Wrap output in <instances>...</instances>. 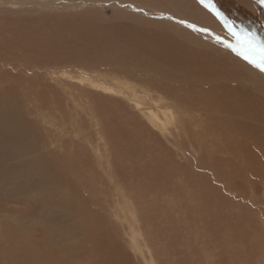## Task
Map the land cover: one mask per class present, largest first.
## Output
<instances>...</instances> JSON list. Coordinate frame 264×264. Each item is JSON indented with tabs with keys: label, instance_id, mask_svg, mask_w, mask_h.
Instances as JSON below:
<instances>
[{
	"label": "rangeland",
	"instance_id": "rangeland-1",
	"mask_svg": "<svg viewBox=\"0 0 264 264\" xmlns=\"http://www.w3.org/2000/svg\"><path fill=\"white\" fill-rule=\"evenodd\" d=\"M25 1L0 0V94L20 115L33 148L0 165V175L5 170L18 177L28 173L20 182H6L17 197L0 194V258L22 248L23 258L29 250L41 249L36 264H264V109L257 119H246L261 144L241 142L235 135L231 149L214 156L213 167L200 163L210 157V145L203 144H211V138L222 143L228 132L220 133L221 142L210 133L197 135L203 124H214L211 113L183 105L188 135L174 124L158 129L148 117L155 112L149 105L158 104L148 96L158 100L160 87L165 92L164 87L176 84L157 61L165 59L160 51L168 45L183 54L178 43L190 39L181 30L192 29L154 15L149 6L141 7L146 14L113 0H85L89 2L83 5L76 0ZM210 1L233 25H250L244 16L249 6ZM251 14L249 28L263 41L254 23L259 18ZM91 30L97 31L96 39L88 36ZM112 31L120 38L99 39ZM228 37L235 45L236 37ZM118 40L126 49L120 58L113 52ZM196 79L179 86L201 92L206 87ZM237 83L232 82L244 84ZM245 84L264 100L254 81ZM169 98L178 110L177 97ZM219 116L232 118L230 113ZM240 146L260 152L247 155L251 166L256 158L249 171L238 158L245 151L233 153ZM254 166L261 167L259 172ZM225 171L233 177L232 185L221 179ZM53 173L55 184L49 179ZM90 226L94 237L87 231Z\"/></svg>",
	"mask_w": 264,
	"mask_h": 264
},
{
	"label": "bare ground",
	"instance_id": "bare-ground-1",
	"mask_svg": "<svg viewBox=\"0 0 264 264\" xmlns=\"http://www.w3.org/2000/svg\"><path fill=\"white\" fill-rule=\"evenodd\" d=\"M43 1H45V0H43ZM113 1H117L114 3L119 4V5L121 4L120 6H123L126 9L136 8V9H138V10H140L146 14H147L146 9H144V8L142 9L141 7L149 6L152 8V10H154V11H152L154 15L160 14L159 16H162L164 18L170 19L171 21L178 22L180 24L189 26L188 28L195 30V31H192V30L187 31L185 29L181 30V31H185L183 33H185L186 34L185 36H187V38L190 39L187 42H179L178 43V46L181 47L180 50L184 48L183 50H181L183 52V54H179L178 52H174L175 49L172 47L167 48L168 45H164V47H163L164 51L163 50L160 51L157 48L163 55H165L164 60H157V61H159L165 68H168V70L171 74L170 82L176 83V84H171L173 88L172 87H164L165 92L161 89L162 87L159 88V86L157 84L155 87L158 86L157 88H159L161 90L160 91L161 93H159L158 100L155 99L156 97L154 98L152 96H150V97L148 96V99L154 101L155 103H158L155 106L147 104V105H149V107H148L149 109L155 110V112L151 111L150 115L147 114V115H149L148 117L150 118V120L152 121L154 126H156L158 129H164V128L166 129V127L168 125L174 124L177 129L180 127L182 128V130L185 129L187 124H189V121L187 122V118L184 117L181 113L180 109H182L183 105L186 106L187 108H190V109H192V107H193L191 105H194L195 107L197 106V109H199L200 107H203L202 109L206 110L207 113H211L212 116L211 117L209 116V117L212 118V120L209 118V121L211 120V122H213L214 124H212L211 128L208 127L209 125L211 126L210 123L209 124L207 123L208 124L207 127L203 124L202 125L203 131L201 129V131L199 133H197V135L199 134V136L201 137L202 134L205 135V134L210 133V134H212V136H215V137L217 136V138H218L217 141H219V139L223 135V134L222 135L220 134L222 132H228L227 134L225 133V136L226 135L229 136L233 133V135H232L233 137L227 136L229 138V142L226 141V140H228L227 137L224 140L222 139V141L226 142V143H223V142L222 143H218V142L216 143L213 141V138H211V144L210 143L209 144L207 143V145H206V143L203 144V147H204V145L206 147H208V145H210L209 146L210 150L208 152L212 153V154L207 153V155H209L210 157H204L201 159L200 163L203 164L204 167H206V166L213 167L212 165L214 164V161H215V159H213L214 156H216V154H219V153H220V155L224 154V150H225V152H228L231 149V147H232L231 142L233 140H236L234 138L235 135L238 138H240L241 142H244V141L248 142V140H251L255 144L257 142H258V144L260 142H262V141L258 140L259 138H257L258 136H257V134H255L256 128L253 125L248 124L246 122V119L251 122L254 120V118H256V119L258 118L259 112L261 111V109H264V100L259 99L258 95L256 96V94H252L253 89L249 90V88L246 86L245 82H246V80L254 81V84L256 87H253V88L260 90V91H263V93H264V74L257 72V70H254L255 68L253 66H251V64L243 62L244 60L241 61L242 62L241 63L239 58L235 57L231 53L230 54L228 53V51L226 50L227 47H229V45H233L229 40L230 38L228 37V36H231V31L224 24L223 20L220 17H218L215 14V12L212 11V9L210 7L205 6V4L211 2L210 0H205V3H203V4L201 3V0H184L183 4L180 3L179 0H165V1H163V0H113ZM151 1H153V2H151ZM28 2L35 3V0L25 1L23 3L25 4ZM76 2H77V4H82V3H88L89 1L87 2L85 0H82V2L81 1L78 2V0H76ZM98 2H100V1L95 0V3H98ZM230 2L236 3V4L241 3V4H245V5L249 6L251 9H249L245 12V15H244L245 20H248V23L250 25L253 24V21H252L253 16H252L251 12H254L257 15V17L259 18V19L257 18L259 20V22L257 21L258 23L254 22L255 25L256 24L259 25L256 27V29L260 31V35H264V17H263L264 16V0H233ZM40 3L43 4L42 2H38V4H40ZM90 3H92V2L90 1ZM99 4H102V3H99ZM186 7H190V8L187 9ZM74 8H76V6ZM165 11H167L168 13L163 14V12H165ZM219 12L221 13L220 10H219ZM169 13H171V14H169ZM223 17H225L224 14H223ZM233 26H234L236 32L239 33L242 38H243L244 32H247L248 34L251 33V35L255 34L257 37L256 38L257 40H259L258 39L259 37L261 38V36H259L257 34L259 32H253V34H252V31H254L255 29L251 31L248 25H247V28L245 27L246 25H242L241 23H236ZM202 29H206V31L202 30ZM224 30H226L228 32H226ZM106 34H105V36L102 34L103 35L102 37L99 35V39H114L116 37L120 38V36H119L120 34L116 31H112L111 33L109 32ZM90 35H93V38L96 39L97 31L91 30L90 34L88 36H90ZM85 39H86V37H85ZM118 43H119V40L115 43L116 47L114 48L113 52L115 53L114 54L115 57L120 58L119 55L123 54V52H125L126 49H123L122 46H118ZM130 46H131L130 48L133 47L132 45H130ZM83 48H85V47L83 46ZM87 48H89V47H87ZM150 49L154 53H156V51H157L155 47H151ZM233 52L235 53V51H233ZM82 54L83 53L81 52V55ZM129 54L130 53H128L127 55L129 56ZM173 57H176V58L173 59ZM240 59H242V58H240ZM230 62L233 63L234 65H236L237 70L234 68L235 66L233 67V64L232 65L230 64ZM229 64H230V66H229ZM141 71H143V70H141ZM228 71H229V73H228ZM262 72H264V71H262ZM192 76H195L197 78L196 79L197 82L202 83L201 85H205L206 88L204 87L205 88L204 90H200L201 92H197L193 88L186 90L185 86L180 88L181 85H186V84L191 85L192 82L190 80H191ZM242 78H244L245 80H243ZM236 81L238 83H241V84L243 82L244 84L243 85L240 84L241 86L237 87L236 85L232 84V82H236ZM89 82L91 83V80H89ZM229 82H231V84L233 86H229V85H231V84H229ZM179 84H180V86H179ZM207 85H209V86L207 87ZM98 86H101V85H98ZM98 86H96V87H98ZM126 87H128V86H126ZM100 88H102V87H100ZM107 88H106V90L110 89V88L109 89H107ZM169 97H171L172 99H173V97H177V99L180 103V104H176L179 108L178 110H175L173 108L175 105L173 104V102L170 100ZM134 99H136V98H134ZM167 99H168V101H164ZM4 100L5 99L0 94V165L1 166L10 160L14 161L15 159H18L20 157H23V156L28 155V154L33 152V148L30 145L31 144L30 140L26 134L27 130H28L26 125L23 124L24 122L23 123L20 122V120L18 118V117H20V115L15 113V111H13V110L11 111L10 105L8 103H6V101H4ZM137 103H139V102H137ZM193 109H196V108L193 107ZM208 111H210V112H208ZM221 112L224 114L230 113L232 115V118L219 116ZM204 120H206V119H204ZM218 125L221 127H218ZM213 126H214V128H213ZM198 127H199V129L201 128L199 126V124H198ZM215 127H217V128L215 129ZM178 130H181V129H178ZM186 130H188V129H186ZM209 130L211 132H209ZM183 131L186 132V135H188L187 131H185V130H183ZM213 132H214V134H213ZM180 133H182V132H180ZM188 137L190 138L191 136H188ZM208 137H210V136H208ZM204 138H206V137H204ZM206 139H204V140L206 141ZM261 140H262V138H261ZM205 141H202V143H204ZM208 141H206V142H208ZM219 142H221V141H219ZM258 144H256V145H258ZM246 145L247 144H245V146ZM245 146L244 147L240 146L238 148H235L233 150V153L238 155L239 153H243L245 151V156L238 155V158H240L242 161L245 162L244 163L245 168L250 169L253 166V164L255 163V160H254V159H256L255 157L258 154H260V152L257 153L255 151L254 147H253L254 149L251 148V149H253L252 151H251V149H250V151H247L245 149ZM241 147H242V149H241ZM261 147H262V145H261ZM261 147H260V149H261ZM248 148H249V145H248ZM207 150L208 149H206V148L204 149V151H206V152H207ZM257 150H259V148ZM253 151L256 152V153H254V155L252 154ZM248 154H249V156H251V155L255 156V157H253L252 166L247 161L250 159V157L247 156ZM252 156H251V158H252ZM221 157L222 156H220V159H222ZM257 161H260V160H257ZM34 163L35 162H32L33 165H34ZM27 165L24 164L22 166L24 167ZM29 166H30V164H29ZM260 166L259 167L257 166L258 169L262 167V166L261 167ZM221 167L223 168V166H221ZM257 167L256 166L253 167L255 173H257V171H258ZM215 168H216V166H215ZM23 169L24 168H22V170ZM249 169L247 171H249ZM20 170H21V168H20ZM226 171H225V173H227ZM26 174L28 175L27 172L22 173V175H26ZM22 175H21V177H22ZM54 176H55V174L53 173L49 178L52 180L53 184H55V177H56V176L55 177ZM220 176H221V179L227 180L228 181L227 183L229 185L233 184L232 181L230 180L233 177L230 174L228 175V173H227V176H226L225 174L223 175L221 173ZM21 177H18V174L15 175V173L13 175L12 174L9 175V173H7V170H5L4 175H0V194L7 197V198L12 197V196H16L18 194V192L14 191L15 192L14 193L12 190L10 191L8 188H6V182H7V180H9L11 178L13 180L17 179L18 182H20ZM229 180H230V182H229ZM56 184H57V181H56ZM231 188H232V186H231ZM76 203H77V205L79 204L78 202H76ZM79 206H80V208L82 207V205H79ZM82 209H83V207H82ZM80 213H82V212L80 211ZM90 227H89V229H87V231L90 233L91 237H94V235H95L93 233L94 227L93 228L91 227L92 229ZM131 231H132V229H131ZM59 236H61V235H59ZM96 236H97V234H96ZM30 237L33 238L32 235H30ZM134 238L137 239L135 236H134ZM103 239H101V241ZM102 242H104V241H102ZM31 244L34 245V242H32ZM145 244H146V242H145ZM98 245H100V244H98ZM35 246H39V245H37V243H36ZM138 246L139 245H137V248H139ZM40 247L41 246H39V248ZM140 247H141V245H140ZM14 249H16V247ZM21 249L22 248L17 249L18 254L17 253H8L5 256V258H3V256H2L3 260H2V263H0V264H8L9 262H10V264H17V261L21 262L20 264H36V263L40 262L41 257H39L38 253L41 249L34 250L33 252L29 250L27 257H25V258L22 257L23 252L22 253L19 252ZM2 258H0V261ZM112 261H114V260H112ZM150 264H151V262H150Z\"/></svg>",
	"mask_w": 264,
	"mask_h": 264
},
{
	"label": "snow or ice",
	"instance_id": "snow-or-ice-1",
	"mask_svg": "<svg viewBox=\"0 0 264 264\" xmlns=\"http://www.w3.org/2000/svg\"><path fill=\"white\" fill-rule=\"evenodd\" d=\"M201 3H205V0H201ZM206 7H210L215 14L220 17L224 24L229 28L232 35L236 37V44L229 45V47L237 52L239 55L251 63L253 66L264 71V41H258L254 35L249 36L247 32H244L243 38L236 32L231 21H228L226 17L215 7L211 2L205 4ZM205 30L206 29H202ZM243 31V30H242Z\"/></svg>",
	"mask_w": 264,
	"mask_h": 264
}]
</instances>
